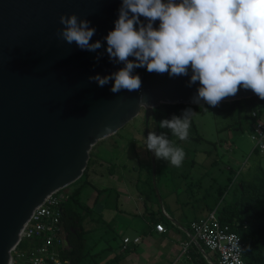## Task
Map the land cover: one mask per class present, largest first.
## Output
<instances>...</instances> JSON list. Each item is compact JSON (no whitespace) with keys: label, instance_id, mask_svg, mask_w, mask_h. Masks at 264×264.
Instances as JSON below:
<instances>
[{"label":"water","instance_id":"obj_1","mask_svg":"<svg viewBox=\"0 0 264 264\" xmlns=\"http://www.w3.org/2000/svg\"><path fill=\"white\" fill-rule=\"evenodd\" d=\"M120 6L121 0H0V264H9L23 226L46 196L81 177L98 141L141 113L145 138L151 117L157 134L154 108L160 104L205 103L193 102L199 82L188 86L191 73L172 78L134 69L142 80L138 92L113 93L112 82L100 87L89 81L123 67L109 58L105 40ZM73 13L95 29L91 42L102 44L96 52L57 38L60 16ZM141 23H146L143 17ZM254 96L240 87L221 102ZM148 153L161 204L156 157ZM190 237L208 263L216 264Z\"/></svg>","mask_w":264,"mask_h":264},{"label":"clouds","instance_id":"obj_2","mask_svg":"<svg viewBox=\"0 0 264 264\" xmlns=\"http://www.w3.org/2000/svg\"><path fill=\"white\" fill-rule=\"evenodd\" d=\"M59 22L63 27L56 36L67 44L90 52L102 47L100 41L91 42L95 29L87 19L73 13L61 15ZM105 40L109 58L123 67L89 81L100 87L112 82L113 93L138 92L142 80L134 69L146 68L172 78L191 73L188 86L199 82L194 103L203 100L216 107L240 87L264 100V0H121L118 19ZM194 114L185 109L180 116L162 119L159 127L186 141ZM144 147L177 168L186 157L163 132L149 131Z\"/></svg>","mask_w":264,"mask_h":264},{"label":"rangeland","instance_id":"obj_3","mask_svg":"<svg viewBox=\"0 0 264 264\" xmlns=\"http://www.w3.org/2000/svg\"><path fill=\"white\" fill-rule=\"evenodd\" d=\"M194 113L188 139L178 143V146L182 147L186 153L182 166L173 167L168 161L156 158V185L160 195V207L165 208L171 214L170 204L175 202L183 207L184 215L188 219L206 215L208 212L206 205L217 206L223 197L226 200L232 198L238 180L242 177H251L258 163L264 168V153L254 151V142L249 137L250 127L248 125L244 124L243 127L235 129L231 125L232 122H227V118L223 115H216L214 110ZM144 138V117L141 113L113 135L98 141L90 153L92 155L97 153L102 170H105L111 163L116 166L122 164L131 166L135 161L134 153L139 150H142V161H148ZM140 167L138 171L143 173L142 166ZM105 176L107 177V173ZM95 184L100 185L98 181H95ZM138 186L141 190L144 187L141 182ZM66 190L69 193L73 192L74 186L70 184ZM219 191L223 195L220 199ZM95 192L94 187L87 185L75 194L79 202L92 207L90 212H86L81 207L83 223L85 224L87 220L88 226L93 230L84 234L83 252L85 256L80 264H118L117 259L113 257L121 254L120 235L113 228V236L100 238L103 228L95 226L94 219L98 215L93 213ZM156 198L158 200L157 195ZM70 205L77 206L73 200L70 201ZM103 216L105 219L106 213ZM191 234L193 235L192 231ZM204 249L209 255L210 252ZM135 250L139 252L138 247ZM142 253L143 255H139L141 263L150 264L154 253H147L149 259L145 252L142 251ZM181 254L180 251L179 255L184 259L185 254Z\"/></svg>","mask_w":264,"mask_h":264},{"label":"crops","instance_id":"obj_4","mask_svg":"<svg viewBox=\"0 0 264 264\" xmlns=\"http://www.w3.org/2000/svg\"><path fill=\"white\" fill-rule=\"evenodd\" d=\"M141 153L142 150L134 153L135 161L131 166L127 164L116 166L111 163L105 170L101 169L102 164L97 153L93 155L90 153L92 162L87 167L83 178L80 179V182L79 180L77 181L79 183L73 182L71 184L74 186V190H81L87 185L95 188L93 213L98 215L94 219L97 224L95 226L103 228L100 238L113 236V228L120 235L121 254L116 257L118 264H142L139 256L143 255L142 251L146 253L148 259L147 253H154L150 259V264L152 262L153 264H174L173 262L177 264H204L205 261L208 263L204 253L190 237L191 233L187 232V227H190V223L196 218H186L183 207L177 203L170 204L172 207L171 214L161 207L162 213L168 219L171 218L169 220L171 224L160 221L158 223L163 224L165 231L158 232L155 230V225L151 222V218L152 216L157 218V205L151 203V206H147L144 204L138 186L139 177L141 176V171L138 170L141 169L140 166L143 168V165L147 163V161H142ZM103 172L107 173V177ZM95 181H98L100 185H96ZM104 213H106L105 219L103 218ZM90 225L92 226L91 223ZM124 237L130 239L126 245L123 244ZM135 237H139V242L134 243L132 241ZM185 241H192L188 249L190 259L186 256H184V259L181 256L179 257L182 243ZM137 247L139 252L135 250ZM201 247L205 252V247L203 245ZM206 255L211 260L214 258L217 261L216 254L210 252L209 255L207 253Z\"/></svg>","mask_w":264,"mask_h":264},{"label":"trees","instance_id":"obj_5","mask_svg":"<svg viewBox=\"0 0 264 264\" xmlns=\"http://www.w3.org/2000/svg\"><path fill=\"white\" fill-rule=\"evenodd\" d=\"M261 99L256 95L251 98H245L230 102H220L216 107H210L208 104L203 105H186V104H160L155 107L158 135L161 133L159 122L162 119H170L173 115L180 116L185 109H191L193 112H207L214 110L218 116L226 117L227 122H232L231 125L235 129H239L245 125L251 128L252 119L251 111L261 109ZM149 131L156 132V119L150 118ZM162 132L168 135L169 139H173L170 131L162 129ZM176 144L180 142L174 138ZM254 151H259L254 147ZM148 161L143 165V173L139 177L141 184L144 185L140 193L143 196V203L147 206L152 204L157 205V218L152 216L151 222L155 225L158 222L170 223L163 213L160 204L156 198L154 187L152 185L151 163L149 153L147 151ZM92 162L91 154L83 174L78 179L83 178L87 167ZM157 175V161H156ZM80 190H74L69 193V198L63 207L61 220L66 232L67 247L62 250L61 256L70 260V264H80L85 256L84 249V234L92 231L93 228L88 226V221L83 223L82 208L86 212L92 211L87 205H83L75 198ZM220 192V191H219ZM206 195V194H205ZM204 195V197H205ZM219 199L223 196L220 192ZM98 196V195H97ZM96 196V198H97ZM75 201L77 206L70 205V201ZM195 200V199H194ZM194 200H192L194 202ZM196 201V200H195ZM82 207V208H81ZM217 208V216L222 224L229 226L231 231L237 233L241 238L244 251L242 259L244 264H264V168L258 163V167L253 170L251 177L240 178L237 182V187L234 190L232 198L226 200L224 197L217 206L206 205V210ZM207 212V213H208ZM206 213V214H207ZM199 219L198 217L195 219ZM194 221V220H193ZM187 232L191 233L190 227H187ZM21 249L28 247L27 242L21 241L18 245ZM118 255H115V258ZM216 262V260L213 258ZM204 264H208L206 261Z\"/></svg>","mask_w":264,"mask_h":264},{"label":"built area","instance_id":"obj_6","mask_svg":"<svg viewBox=\"0 0 264 264\" xmlns=\"http://www.w3.org/2000/svg\"><path fill=\"white\" fill-rule=\"evenodd\" d=\"M261 101V109L250 113L252 125L249 137L254 142V147L264 153V100ZM69 195L66 187L53 191L33 210L20 232L19 242L11 250L9 264H70L69 259L61 256L62 250L67 247L61 217ZM216 209L215 207L204 217L190 223L193 238L217 255L216 264H244L241 238L228 225L220 222ZM154 227L158 232L165 231L162 223H157ZM21 241H27L28 247L21 249L18 246ZM129 241L128 237L123 238V244L126 245ZM132 241L139 242V237ZM191 243L192 241L182 243L181 253L188 259Z\"/></svg>","mask_w":264,"mask_h":264}]
</instances>
